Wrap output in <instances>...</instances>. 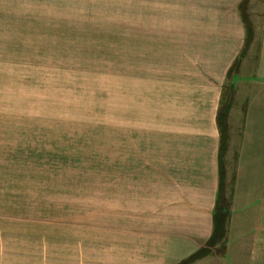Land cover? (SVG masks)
Wrapping results in <instances>:
<instances>
[{"label": "crops", "instance_id": "crops-1", "mask_svg": "<svg viewBox=\"0 0 264 264\" xmlns=\"http://www.w3.org/2000/svg\"><path fill=\"white\" fill-rule=\"evenodd\" d=\"M94 1L0 0L25 4L0 6V17H84L78 4ZM243 1L109 0L117 4L118 18H170V42L176 43L170 52V99L175 101L170 104V138L152 150L153 161L148 162V151L140 155L138 146L126 160L129 169L120 170V186L135 205L125 218L112 222L115 229L109 224L93 241L72 238L70 250L56 251L53 263L45 233L41 238L20 226L28 220L20 213L27 210L24 204L0 203V264H179L196 253L213 232L219 188L217 115L230 85L234 92L223 157L227 193L231 185L225 255L212 253L192 264H264V0L248 2L254 35L241 57ZM238 60L237 73L229 79ZM45 223L43 219V227Z\"/></svg>", "mask_w": 264, "mask_h": 264}, {"label": "rangeland", "instance_id": "rangeland-1", "mask_svg": "<svg viewBox=\"0 0 264 264\" xmlns=\"http://www.w3.org/2000/svg\"><path fill=\"white\" fill-rule=\"evenodd\" d=\"M116 6L80 2L78 18L0 17V203L24 204L30 221L20 226L45 233L52 263L72 238L115 229L135 205L121 191L126 160L138 146L151 162L170 138V18H118Z\"/></svg>", "mask_w": 264, "mask_h": 264}, {"label": "trees", "instance_id": "trees-1", "mask_svg": "<svg viewBox=\"0 0 264 264\" xmlns=\"http://www.w3.org/2000/svg\"><path fill=\"white\" fill-rule=\"evenodd\" d=\"M249 0H244L240 6L239 11L246 28V41H245V49L242 53L243 57L249 48L252 39H253V28L249 22L247 15V5ZM239 60L234 63L232 68L229 70L228 78L230 79L234 73H237V69L239 66ZM229 97L227 101L220 106L217 115V126L220 132V148H219V188L216 197V204L213 214V232L209 240L205 243V245L200 248L196 253L183 260L179 264H192L198 260H201L215 250L217 254L224 256L225 255V241H226V226L227 221L230 216L229 212V203L226 201L224 196V162L223 157L227 148V140H228V127H227V119L228 113L231 107V101L233 97V86H229L228 88ZM220 243L221 248L216 250V246Z\"/></svg>", "mask_w": 264, "mask_h": 264}]
</instances>
